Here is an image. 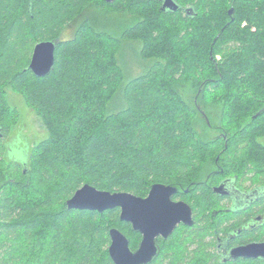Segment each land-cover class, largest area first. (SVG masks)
Instances as JSON below:
<instances>
[{
    "label": "trees",
    "instance_id": "trees-1",
    "mask_svg": "<svg viewBox=\"0 0 264 264\" xmlns=\"http://www.w3.org/2000/svg\"><path fill=\"white\" fill-rule=\"evenodd\" d=\"M250 1L192 0L187 18L162 12L158 0H0V142L17 120L4 106V85L21 94L48 132L25 162L7 158L9 170L0 168V264L8 257L20 264H114L111 227L135 249L141 235L119 219V209L67 207L85 183L140 197L155 183L177 187L173 199L191 206L194 224L159 239L149 264H254L224 262L201 244L210 235L216 249L236 224L226 196L213 187L234 179L239 165L264 163V0L254 5L253 30L242 10ZM67 28L73 34L64 38ZM242 37L250 38L247 48L239 46ZM227 39L238 50L217 61ZM42 40L57 45L53 68L38 77L28 65ZM131 41L151 63L132 77L120 63ZM182 88L196 90L194 105ZM205 105L219 111L214 139L197 130L200 109L210 119ZM242 144L247 154L240 157Z\"/></svg>",
    "mask_w": 264,
    "mask_h": 264
},
{
    "label": "water",
    "instance_id": "water-1",
    "mask_svg": "<svg viewBox=\"0 0 264 264\" xmlns=\"http://www.w3.org/2000/svg\"><path fill=\"white\" fill-rule=\"evenodd\" d=\"M110 1V0H107ZM165 6L175 10L172 0H165ZM233 11L229 9V14ZM56 40H42L34 45L28 68L35 76L47 75L54 65ZM205 116V114L203 113ZM207 123L209 121L205 116ZM178 189L163 183L153 184L145 197L136 196L126 191L97 189L85 183L66 200L69 209H88L98 212L119 209V219L130 223L132 230L141 238L135 249L129 245L127 236L116 227L109 229V256L114 264H149L159 254L157 238L166 240L179 225L194 224L193 210L183 200H173ZM213 191L225 195L228 190L224 183L213 187ZM229 257L264 259V242H253L234 246Z\"/></svg>",
    "mask_w": 264,
    "mask_h": 264
},
{
    "label": "rangeland",
    "instance_id": "rangeland-1",
    "mask_svg": "<svg viewBox=\"0 0 264 264\" xmlns=\"http://www.w3.org/2000/svg\"><path fill=\"white\" fill-rule=\"evenodd\" d=\"M255 3L258 5V1L253 0L250 2H247L243 7L242 10L245 15V24L250 23L252 30L255 29L258 26V23L254 21L252 18L256 14V7H254ZM254 8H253V7ZM251 7V8H248ZM124 17L122 16H116V21H121ZM125 19H128V17H125ZM253 20V21H252ZM129 21V20H128ZM127 23V22H126ZM262 29L264 27L262 26ZM73 34L72 28H67V30L64 31L63 37L69 38ZM230 39H227V43L224 46V50H220L219 53L216 54V60L222 61L223 52H229L237 51L236 47H233L234 44H238L234 41H231ZM250 41L249 37H242V44L239 45L241 49L247 48L248 43ZM126 46V45H125ZM140 44L137 42H132L131 44H128L124 50H122L120 57V63L124 70L126 71L127 76H135L139 73L143 72L144 69H146L151 63L142 58L140 56ZM247 51H249L247 49ZM181 89V88H180ZM185 88H182L183 96L187 99L189 103L194 105V98L196 100V90H184ZM222 89L224 87L222 86ZM3 98H4V106L10 107L11 109H15L17 111V120L15 124H13L7 134V136L1 138L0 142V168L7 172L9 170V161L7 158L17 160L20 162H25L28 158V155L30 153L31 148L38 143L39 141L45 139L47 137V129L43 125L41 118L35 113V111L29 107L26 102L24 101L21 94L14 91L9 85L3 86ZM217 102H220L219 99H217ZM207 106L206 110L209 112V124H211V127L206 122L207 114L203 109H200V115L196 117V126L197 130L203 135L204 138L207 139H214L218 135L221 134V131L219 129H216L214 126L218 125V112L215 108ZM205 114V116L203 115ZM208 118V117H207ZM258 140L264 144V137L258 138ZM246 144L240 145L239 148V156L243 157L245 154H247L246 150H242V148ZM65 162V161H63ZM238 170V174L242 175L244 174L245 181L249 180L255 181L256 183H264V163L262 164H243L236 167ZM204 177V176H203ZM1 182V181H0ZM2 183H0L1 186ZM36 187H40V182H36ZM224 204H228V200H223ZM214 240L212 239V236L205 235L202 238V248L207 254L216 253L215 244L213 243ZM196 245L189 246L191 251ZM168 261V259H167ZM212 262H210L211 264ZM5 264H20L15 259H9L6 258ZM213 264V263H212Z\"/></svg>",
    "mask_w": 264,
    "mask_h": 264
},
{
    "label": "flooded vegetation",
    "instance_id": "flooded-vegetation-1",
    "mask_svg": "<svg viewBox=\"0 0 264 264\" xmlns=\"http://www.w3.org/2000/svg\"><path fill=\"white\" fill-rule=\"evenodd\" d=\"M172 1L177 6L175 10L165 6V0H158V7L164 13L178 12L187 18L193 16L192 0ZM122 14L128 15L129 13ZM124 25L128 26L130 24L127 22ZM244 178V174H238L234 179L225 178L219 183H224L228 190V193L223 196H226L224 200H228L229 202L228 209L234 212L236 224L234 225V232L232 234L226 235L225 238L218 237L216 253L224 262L250 260L252 263L257 264L258 261H263L264 259L245 257L232 259L229 257V251L234 246H241L253 242H264V234H262L264 232V183H256L255 181L249 180L250 183L247 184L248 181H245ZM159 239L164 241L161 237H158V246H160Z\"/></svg>",
    "mask_w": 264,
    "mask_h": 264
}]
</instances>
